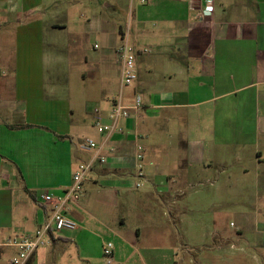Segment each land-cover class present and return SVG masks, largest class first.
I'll list each match as a JSON object with an SVG mask.
<instances>
[{
	"label": "crops",
	"instance_id": "crops-1",
	"mask_svg": "<svg viewBox=\"0 0 264 264\" xmlns=\"http://www.w3.org/2000/svg\"><path fill=\"white\" fill-rule=\"evenodd\" d=\"M73 2L0 0V264H12L16 253L14 246L5 244L8 238L32 235L47 220L50 208L40 195L62 194L78 163L93 155V150H82L79 142L86 137L98 144L104 141L95 123L110 121L112 100L120 91L119 44L114 41L89 61L111 59L115 77L108 71L100 74L102 81L107 79L105 74L110 81L111 75L117 86L114 93L105 89L103 103L93 108V134L87 135L89 129L84 132L83 125L72 126L74 106L53 81L46 82L57 32L74 24ZM91 5L95 7L93 29L84 32L107 39L109 23L103 9L109 7L108 1L90 0ZM203 6L201 0H128L134 34L131 40L130 29L121 24L118 34L132 49L137 78L126 90L122 88L121 100L131 107L139 95L142 106L132 110L130 118L119 120L124 132L112 134L105 142L100 152L107 161L94 164L80 198L87 195L85 185L90 184L91 201L99 209L95 220L107 225L103 219L114 213L115 231L125 234L127 219L146 215L142 210L148 209L144 202L148 191L139 189L147 185L163 201L173 224L179 215L197 212L186 223L184 246L192 244L191 255L198 258L205 254L214 258L242 250L243 232L250 226L254 230L264 226V0H213L210 15H202ZM71 33L76 43V32ZM84 59L88 62L87 56ZM81 134L86 135L78 137ZM137 144L144 150L140 188L135 187ZM238 166L243 174L254 176L249 190L255 194V210L239 215L235 239L214 230L217 238L213 236L211 247L204 249L209 219L199 212L213 202L235 203L232 197L242 191L231 179ZM129 176L134 177V187L127 186ZM211 176L213 199L208 205L178 200V192L201 185L197 178L208 181ZM71 206L67 216L74 209ZM133 231L140 234L139 227ZM80 233H53L26 264H75V257L59 246L78 245ZM221 237L240 243L229 251L217 243ZM244 239L253 247L249 237ZM114 249L112 255L122 262ZM160 251L162 255L153 252L150 264L157 260V264H185L184 257L188 259L190 253L187 247ZM125 252L128 262L141 264L131 244ZM135 254L140 261L132 259ZM255 262L264 264V254Z\"/></svg>",
	"mask_w": 264,
	"mask_h": 264
},
{
	"label": "rangeland",
	"instance_id": "rangeland-1",
	"mask_svg": "<svg viewBox=\"0 0 264 264\" xmlns=\"http://www.w3.org/2000/svg\"><path fill=\"white\" fill-rule=\"evenodd\" d=\"M106 1H108L109 7L106 10L103 9V14L107 16L109 23L107 39H101L98 35L91 33L85 34L84 31L89 32L91 28L93 29L95 7L90 6V0H76V2L70 4L72 11L71 19L74 20V24L70 27L71 29L66 28L57 32L59 36L57 45H53L52 50L49 52L53 55V61L47 66L46 71L48 78L46 82H49V80L53 81V85L57 86L61 96L69 99L74 106L72 126L83 125L86 128L84 132L89 129L86 132L87 135L93 134V130L91 129V123L95 117L93 108L103 103L104 96L106 95L105 89H108L111 93L117 90L116 81L112 79V76L115 77L114 73H112L113 65L111 62H108L111 59L107 60V58H104L98 64H92L89 61L102 53V49L111 46L113 41L114 45H121L123 39H120L118 34L119 24L123 26L124 30L126 28L130 29L131 36L129 38L131 40L134 34L133 22L129 24L128 0H122L121 5L118 4V6H113V0H103V2ZM62 4L68 5L65 2ZM95 5L97 6V4ZM70 30L71 32H76V43L72 42L75 38ZM47 47L49 46L46 45ZM72 51H76L75 57H72ZM84 56L88 57V62H85ZM113 58L115 57L113 56ZM105 71L112 74V76L110 75V81L107 74H105L107 79L102 81L100 73ZM83 135L86 134H81L78 137H82ZM237 169L231 179L234 181L236 187L241 188L242 191L232 197L235 203L213 202L203 212H199V215H204L209 219L205 233L207 235L210 231V236H206L203 239L206 243L203 246L204 249L211 247L213 236L217 238V235L213 234L214 230L231 235L235 239L236 231L240 227L241 222L239 215L255 210L253 208L255 194L249 190V187H253L254 176L252 174H243L240 166ZM197 179L198 181L202 180L199 187L187 188L183 192H178L177 197L180 196L178 200L181 202H185V198H187L186 202L189 205L202 204L206 206L213 199L214 180L212 176L208 181H203L204 178L201 179L200 177ZM225 179L228 178L225 177ZM222 180L224 179L222 178ZM126 181L127 186L131 184V187H134L133 176H129ZM142 184L144 185V183ZM85 187L86 189L88 188L87 195L71 203V208L74 209H69L68 211V216L76 223L75 228L61 230V233L74 232L77 235L81 232L79 240H81V236L82 240L78 242V245L68 243L59 246L60 249L65 250L66 254L69 251L70 256L75 257V264H135V262L130 263L125 259V251L129 249L130 244L134 248V251H136V254L141 256V264H150L149 260L154 255L153 252L162 255L163 252L160 250L165 248L178 250H183L184 247L189 248L188 259L192 260L191 264H210L216 262L218 258H220L221 264H255V257L260 258L261 253L264 254V246H262L264 245V226L260 225L259 230H254L250 226L248 230L243 232L244 237H249L254 243L253 247H250L244 237H242L240 238V245L243 249H236L231 255L227 252H224L221 257L214 258L207 254L203 258L191 255L192 244L184 246L187 244V241L183 237V234L186 230L187 221L195 219L197 212L193 211L192 215L189 216L181 214L173 224L163 201L158 198L156 193L148 189L147 185L144 188L139 187V190L148 191L144 200L145 204L147 203L146 207L148 209L142 210L145 211L146 215L140 213L138 219H134L133 221L127 219L126 228H122V230L127 229L128 231L125 234L124 232L118 233L112 224L114 223L112 220L116 217L113 216L115 215L114 213L105 219L100 218L107 221V225H102L95 220L99 209L91 201L90 184L85 185ZM180 193H184L185 195ZM182 205L186 206V203ZM163 211L164 215L162 214ZM121 212L123 213V210H118V213ZM135 227H139L140 234L134 233L133 229ZM107 242L116 244L115 249L117 250V254H119L117 256L122 262L112 254L108 258L103 255L102 246ZM231 242L229 237L226 239L221 237L217 243L221 246H226L225 248H228L229 251H233L240 241ZM112 245L114 246V244ZM136 254L132 259L135 261L139 259L140 261V258ZM144 254H146L145 257L143 256ZM184 259L186 260L184 263L187 264L188 259H186V255ZM157 261H155V264H157Z\"/></svg>",
	"mask_w": 264,
	"mask_h": 264
},
{
	"label": "built area",
	"instance_id": "built-area-1",
	"mask_svg": "<svg viewBox=\"0 0 264 264\" xmlns=\"http://www.w3.org/2000/svg\"><path fill=\"white\" fill-rule=\"evenodd\" d=\"M143 2V0H141ZM204 3L202 8V15H210L213 9V0H201ZM118 55L120 61V91L117 97L112 100V107L109 112L108 123L96 122L95 127L97 131L104 136V141L98 144L94 139L86 137L79 142V147L85 151L93 150L94 153L87 161L78 163L72 172L70 185L60 195H53L51 193H42L41 200L49 206V216L45 223L32 235L26 236H13L8 238L5 242L6 245H11L16 248V253L12 257V264H26L32 254L39 248L50 242L51 235L62 229L75 228L76 223L65 214L69 204L77 201L83 191V184L87 178L88 173L92 170L94 164H104L107 158L100 151L102 150L105 142L114 133H123L124 128L119 124V120H126L132 116V110H136L142 106L141 97L135 95L131 107L125 106L121 100L122 88L135 82L137 72L135 68V58L132 54V49L127 40L118 47ZM109 151H113L112 146H107ZM144 156L143 146L136 145L134 159L136 165L137 181L135 187L142 186L141 179L144 177L142 171V159ZM113 245L107 242L102 252L105 257L112 254ZM109 263V261H107Z\"/></svg>",
	"mask_w": 264,
	"mask_h": 264
},
{
	"label": "trees",
	"instance_id": "trees-1",
	"mask_svg": "<svg viewBox=\"0 0 264 264\" xmlns=\"http://www.w3.org/2000/svg\"><path fill=\"white\" fill-rule=\"evenodd\" d=\"M122 34V33H121Z\"/></svg>",
	"mask_w": 264,
	"mask_h": 264
}]
</instances>
